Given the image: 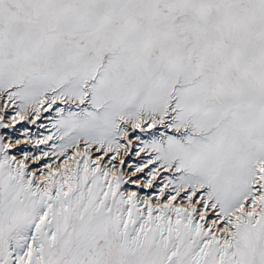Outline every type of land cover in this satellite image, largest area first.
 Listing matches in <instances>:
<instances>
[{
  "label": "snow or ice",
  "instance_id": "snow-or-ice-1",
  "mask_svg": "<svg viewBox=\"0 0 264 264\" xmlns=\"http://www.w3.org/2000/svg\"><path fill=\"white\" fill-rule=\"evenodd\" d=\"M0 264H264V0H0Z\"/></svg>",
  "mask_w": 264,
  "mask_h": 264
}]
</instances>
